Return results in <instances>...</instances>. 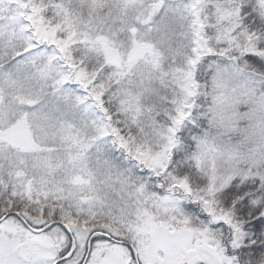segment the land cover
I'll return each mask as SVG.
<instances>
[{"label": "snow or ice", "instance_id": "snow-or-ice-1", "mask_svg": "<svg viewBox=\"0 0 264 264\" xmlns=\"http://www.w3.org/2000/svg\"><path fill=\"white\" fill-rule=\"evenodd\" d=\"M0 264H264V0H0Z\"/></svg>", "mask_w": 264, "mask_h": 264}]
</instances>
